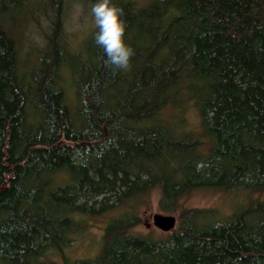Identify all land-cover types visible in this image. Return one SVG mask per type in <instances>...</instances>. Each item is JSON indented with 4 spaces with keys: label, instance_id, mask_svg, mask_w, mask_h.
I'll list each match as a JSON object with an SVG mask.
<instances>
[{
    "label": "trees",
    "instance_id": "obj_1",
    "mask_svg": "<svg viewBox=\"0 0 264 264\" xmlns=\"http://www.w3.org/2000/svg\"><path fill=\"white\" fill-rule=\"evenodd\" d=\"M66 1L0 0V264H59L85 217L112 212L81 264H264V199L222 221L179 207L198 190L264 193V0H112L135 50L115 74L94 23L71 44ZM35 7L26 66L11 27ZM153 191L175 228L130 234Z\"/></svg>",
    "mask_w": 264,
    "mask_h": 264
},
{
    "label": "rangeland",
    "instance_id": "obj_2",
    "mask_svg": "<svg viewBox=\"0 0 264 264\" xmlns=\"http://www.w3.org/2000/svg\"><path fill=\"white\" fill-rule=\"evenodd\" d=\"M79 5V7H77ZM62 20L64 31L68 35L71 44L80 45L91 36L90 30L93 26V19L90 18L89 10L77 2L66 1L62 6ZM19 10V9H18ZM17 10V11H18ZM36 17L30 19L28 15L16 22L12 28V35L16 42L17 53L22 64L28 66L32 61L34 53L41 50L42 36L44 33V11H39L35 7ZM21 13V12H20ZM19 13V14H20ZM15 31V32H14ZM74 49V48H73ZM186 115L190 124L196 123V118L189 114ZM258 196L261 200L264 199V193L255 195L238 191L229 193H219L213 190H198L184 196L179 207L198 208V209H215L220 214L221 221L225 216H228L235 207L246 204L248 200H253ZM158 192L153 191L145 202L139 204L136 208L137 221L130 229V234L140 236H150L151 238L163 237V233L153 225V217L155 215L171 216L175 219L173 230L177 224L178 212L171 214H163L157 209ZM112 213H103L96 216L85 217L82 221V230L78 234L72 235V240L69 246L62 251L60 257L56 258L59 264H81L82 262H91L98 254L101 244V237L106 222L112 216ZM170 231V230H169Z\"/></svg>",
    "mask_w": 264,
    "mask_h": 264
},
{
    "label": "clouds",
    "instance_id": "obj_3",
    "mask_svg": "<svg viewBox=\"0 0 264 264\" xmlns=\"http://www.w3.org/2000/svg\"><path fill=\"white\" fill-rule=\"evenodd\" d=\"M90 13L98 29L95 43L105 53V65L113 74L118 71H129L135 50L125 42L127 24L122 19L123 9L112 3V0H96L91 6Z\"/></svg>",
    "mask_w": 264,
    "mask_h": 264
},
{
    "label": "water",
    "instance_id": "obj_4",
    "mask_svg": "<svg viewBox=\"0 0 264 264\" xmlns=\"http://www.w3.org/2000/svg\"><path fill=\"white\" fill-rule=\"evenodd\" d=\"M175 219L171 216L155 215L153 225L161 232H168L174 227Z\"/></svg>",
    "mask_w": 264,
    "mask_h": 264
}]
</instances>
